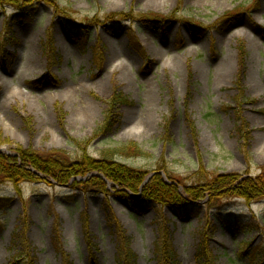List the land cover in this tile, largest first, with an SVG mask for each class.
<instances>
[{"label":"rangeland","instance_id":"374dc122","mask_svg":"<svg viewBox=\"0 0 264 264\" xmlns=\"http://www.w3.org/2000/svg\"><path fill=\"white\" fill-rule=\"evenodd\" d=\"M56 2L64 14L41 0L20 9L0 5V152L59 151L70 162L134 143L145 156L112 154L111 160L145 173L143 185L156 174L167 185L190 183L199 164L212 175L264 171V0ZM128 12L164 20L111 27L108 15ZM48 31L49 61L42 51ZM114 95L122 102L111 108ZM237 109L247 124L244 140L235 132ZM104 122L109 131L95 138ZM86 140L83 151L75 146ZM104 181L107 195L73 182L0 184L8 203L0 209V264L25 263L17 253L28 246L12 243L23 217L29 264H62L63 257L71 264H117L116 226L129 239L134 264H155L159 220L177 264H197L204 221L216 264H264L257 254L264 249V200L159 212ZM129 195L141 202L140 193Z\"/></svg>","mask_w":264,"mask_h":264},{"label":"trees","instance_id":"16d2710c","mask_svg":"<svg viewBox=\"0 0 264 264\" xmlns=\"http://www.w3.org/2000/svg\"><path fill=\"white\" fill-rule=\"evenodd\" d=\"M39 1L0 0V5L8 4L16 9H20L21 7H29ZM41 1L51 3L59 14H64V9L57 6L56 0ZM108 16L111 27L112 24L118 25L117 23L120 21H127L129 19L140 22L149 20L155 23H161L164 20L163 17H158L151 13L140 15L138 18H135L130 12L125 14L116 13ZM63 20L68 23L66 19ZM238 49L240 54H242V47L238 46ZM42 51L47 61L54 57L53 41L50 31L45 35V40L42 43ZM239 81H241L240 76L235 81L236 86L239 85ZM240 96H242L240 93L235 96V103L241 101ZM120 102H122L120 96L114 95L109 102V107L111 106L112 108L116 103L119 104ZM110 109L107 111V117L105 119L109 118ZM234 111L235 132L241 140H244V130L247 124L240 117L241 110L237 109ZM106 131H109L108 122H104L100 127L95 129L94 137L96 138ZM86 142L87 140L84 142H76L75 146L83 151ZM15 152V156L0 152V184L12 183L17 189L23 183L43 182L49 185L65 186L73 182L74 187L84 191H97L103 195H107V186L104 181L106 180L113 185L118 195L135 202V204L141 207H157L159 212L163 207L181 210L189 204L202 206L205 210H213L221 207L225 201L229 200H241L246 204L264 200V171L259 175L246 177H242L236 173L212 175L206 173L202 164H199L198 169L186 179L190 183H186L184 179V181L177 182V185H167L164 183L162 177L156 174L149 178L147 183L143 185L146 178L145 173L132 170L111 160L112 154H119L124 157L145 156L146 153L134 143L107 151L106 155L104 154L102 158L94 159L84 153L77 160L70 162H67V159L63 157V152L59 151L39 153L30 149H18ZM77 179L81 181L77 183ZM130 193H140L141 202L133 200L129 195ZM105 199H107L106 196ZM7 204V199L0 198V209L5 208ZM105 210H109L107 205H105ZM24 218L25 222H23ZM23 220L21 221L20 219L19 226L16 227V229L20 227L22 229L19 233H15L12 236V243L17 246H28L29 251H21L17 255L20 258L26 256L24 264H29L30 261L27 258L30 256V245L22 234V231L26 229V217H23ZM157 224L159 226L157 233L160 239L154 245L155 264H177V257L171 246L169 235L166 229H163V222L159 220ZM204 226L205 229L198 235L199 241L195 249V259L197 264H216V258L207 244L210 239V235H208L210 227L205 221ZM57 229L58 225H55L53 230L55 234L57 233ZM114 236L117 241L116 263L134 264L135 257L128 248L129 239L124 236L120 226H116ZM56 249L60 254L59 249ZM257 254L264 257V249L259 250ZM62 260V264H71L66 257H63ZM91 262V264H95L93 263L94 261Z\"/></svg>","mask_w":264,"mask_h":264},{"label":"bare ground","instance_id":"6f19581e","mask_svg":"<svg viewBox=\"0 0 264 264\" xmlns=\"http://www.w3.org/2000/svg\"><path fill=\"white\" fill-rule=\"evenodd\" d=\"M217 1H220V0H217ZM120 63H125V62H120ZM124 65H125V64H124ZM31 68H35V65H32L31 67H27L26 70H24V72H25V71H33V70H35V69H32V70H31Z\"/></svg>","mask_w":264,"mask_h":264}]
</instances>
